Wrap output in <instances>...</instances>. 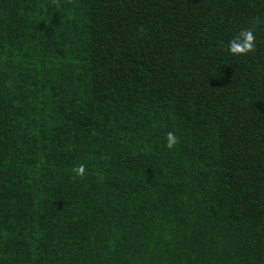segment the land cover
Here are the masks:
<instances>
[{
    "label": "trees",
    "instance_id": "obj_1",
    "mask_svg": "<svg viewBox=\"0 0 264 264\" xmlns=\"http://www.w3.org/2000/svg\"><path fill=\"white\" fill-rule=\"evenodd\" d=\"M0 264H264V0H0Z\"/></svg>",
    "mask_w": 264,
    "mask_h": 264
},
{
    "label": "clouds",
    "instance_id": "obj_2",
    "mask_svg": "<svg viewBox=\"0 0 264 264\" xmlns=\"http://www.w3.org/2000/svg\"><path fill=\"white\" fill-rule=\"evenodd\" d=\"M262 21L258 17H254L250 27H246L237 32L227 43L226 51L233 58H246L257 51V38L255 35L256 28ZM165 147L173 150L179 143L177 135L169 131L166 134ZM74 173L73 179L84 180L86 178L87 168L84 164H79L72 169Z\"/></svg>",
    "mask_w": 264,
    "mask_h": 264
}]
</instances>
